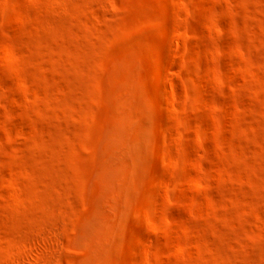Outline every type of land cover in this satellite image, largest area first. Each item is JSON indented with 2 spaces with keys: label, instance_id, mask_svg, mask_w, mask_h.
<instances>
[{
  "label": "rangeland",
  "instance_id": "374dc122",
  "mask_svg": "<svg viewBox=\"0 0 264 264\" xmlns=\"http://www.w3.org/2000/svg\"><path fill=\"white\" fill-rule=\"evenodd\" d=\"M0 264H264V0H0Z\"/></svg>",
  "mask_w": 264,
  "mask_h": 264
},
{
  "label": "bare ground",
  "instance_id": "6f19581e",
  "mask_svg": "<svg viewBox=\"0 0 264 264\" xmlns=\"http://www.w3.org/2000/svg\"><path fill=\"white\" fill-rule=\"evenodd\" d=\"M159 107L161 109H165V105L164 104H159ZM146 225H147L149 230L153 231V226H152V224L149 221H146Z\"/></svg>",
  "mask_w": 264,
  "mask_h": 264
}]
</instances>
